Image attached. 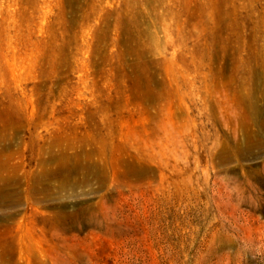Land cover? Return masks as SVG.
Returning a JSON list of instances; mask_svg holds the SVG:
<instances>
[{
    "label": "rangeland",
    "instance_id": "obj_1",
    "mask_svg": "<svg viewBox=\"0 0 264 264\" xmlns=\"http://www.w3.org/2000/svg\"><path fill=\"white\" fill-rule=\"evenodd\" d=\"M0 264H264V0H0Z\"/></svg>",
    "mask_w": 264,
    "mask_h": 264
},
{
    "label": "bare ground",
    "instance_id": "obj_2",
    "mask_svg": "<svg viewBox=\"0 0 264 264\" xmlns=\"http://www.w3.org/2000/svg\"><path fill=\"white\" fill-rule=\"evenodd\" d=\"M2 191H4V190H2ZM7 192V191H6ZM2 196V195H1Z\"/></svg>",
    "mask_w": 264,
    "mask_h": 264
}]
</instances>
